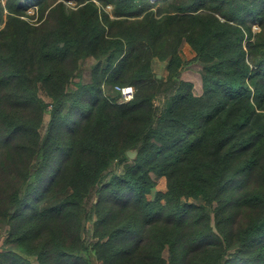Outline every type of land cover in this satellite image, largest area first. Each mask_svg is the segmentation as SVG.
Returning a JSON list of instances; mask_svg holds the SVG:
<instances>
[{
	"label": "trees",
	"instance_id": "16d2710c",
	"mask_svg": "<svg viewBox=\"0 0 264 264\" xmlns=\"http://www.w3.org/2000/svg\"><path fill=\"white\" fill-rule=\"evenodd\" d=\"M0 232V264H264V0H0Z\"/></svg>",
	"mask_w": 264,
	"mask_h": 264
},
{
	"label": "rangeland",
	"instance_id": "374dc122",
	"mask_svg": "<svg viewBox=\"0 0 264 264\" xmlns=\"http://www.w3.org/2000/svg\"><path fill=\"white\" fill-rule=\"evenodd\" d=\"M67 3L73 5V4H75V0H67ZM34 9H35V5H31L28 8V11L32 13L34 11ZM106 9L111 11L112 6L108 5V6H106ZM257 28H258V26L254 25V29H257ZM181 54H182V57L186 61V64L181 68V76L184 79L191 80L193 82L194 91L196 93L202 92V82H200L201 65L199 63L189 61L190 58H192L194 56V53L190 50V48L183 47L181 50ZM92 62H93V60H91V59H86L83 62V65H82L81 70L79 72L80 74L73 79L74 82L81 80V78H86L88 76L89 66H90V64H92ZM163 63H164V61H161L159 59H154V64H153L154 70L157 72V75H159V76L166 75V71L164 69ZM40 94L43 95V97L46 100H48V97H46L44 95V92L42 90L40 91ZM163 100H164L163 97H157L155 100L156 101L155 104L160 106L163 103ZM48 118H49V110H46V112L44 114L43 126L45 125ZM156 181H157L156 182V189L165 190L166 178L165 177H157ZM2 243H3V236L0 234V248L2 246ZM31 259L34 262V264H38L35 257H32Z\"/></svg>",
	"mask_w": 264,
	"mask_h": 264
},
{
	"label": "built area",
	"instance_id": "2783aa9c",
	"mask_svg": "<svg viewBox=\"0 0 264 264\" xmlns=\"http://www.w3.org/2000/svg\"><path fill=\"white\" fill-rule=\"evenodd\" d=\"M154 1V0H151ZM115 89L119 92V101L124 102L133 97L134 87L130 84L123 86H115Z\"/></svg>",
	"mask_w": 264,
	"mask_h": 264
},
{
	"label": "water",
	"instance_id": "95a60500",
	"mask_svg": "<svg viewBox=\"0 0 264 264\" xmlns=\"http://www.w3.org/2000/svg\"><path fill=\"white\" fill-rule=\"evenodd\" d=\"M159 76V75H158ZM160 77V76H159ZM137 153V150L136 149H128L127 150V155L130 157V158H134L135 155Z\"/></svg>",
	"mask_w": 264,
	"mask_h": 264
},
{
	"label": "crops",
	"instance_id": "0c3cea01",
	"mask_svg": "<svg viewBox=\"0 0 264 264\" xmlns=\"http://www.w3.org/2000/svg\"><path fill=\"white\" fill-rule=\"evenodd\" d=\"M183 47H187V48H190L189 47V45L186 43V42H184L183 44H182V48ZM165 65H166V61H164V63H163V66H164V69H165V71H166V67H165ZM201 76V75H200ZM191 81V80H190ZM200 82H201V78H200ZM195 92V91H194ZM196 93V92H195ZM201 92H197L196 94H200Z\"/></svg>",
	"mask_w": 264,
	"mask_h": 264
}]
</instances>
